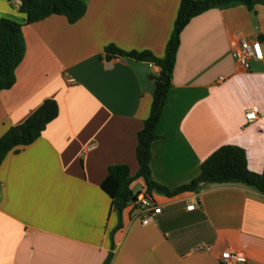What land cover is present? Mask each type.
Returning <instances> with one entry per match:
<instances>
[{"label": "crops", "instance_id": "1", "mask_svg": "<svg viewBox=\"0 0 264 264\" xmlns=\"http://www.w3.org/2000/svg\"><path fill=\"white\" fill-rule=\"evenodd\" d=\"M180 0H88L70 24L52 15L24 24L16 0H0V19L23 24L25 52L15 82L0 92V137L54 100L58 116L31 145L0 165V264H222L241 252L264 264V196L239 183L205 184L196 193L154 195L161 214L147 225L134 206L120 220L102 191L107 169L138 170L137 134L147 118L159 73L152 63L106 59L123 51L164 56ZM239 38L257 40L262 60L240 70ZM150 176L169 190L200 175L222 146L246 153L264 169V6L211 9L193 19L180 44ZM257 110L253 122L249 110ZM143 187L138 179L131 189ZM133 193H135L133 191ZM194 205L193 210H186ZM121 227L115 230L118 224Z\"/></svg>", "mask_w": 264, "mask_h": 264}, {"label": "trees", "instance_id": "2", "mask_svg": "<svg viewBox=\"0 0 264 264\" xmlns=\"http://www.w3.org/2000/svg\"><path fill=\"white\" fill-rule=\"evenodd\" d=\"M20 3L18 11L25 16L24 24H33L52 15L64 16L70 24L78 21L86 12L88 0H16ZM243 5L248 10L258 5L264 6V0H180L176 19L162 58L154 57L150 52L123 51L114 45L105 48L106 59H130L137 62L152 63L159 67V73L151 76L154 83L152 101L142 129L137 134L136 161L138 170L130 176L126 165H114L107 169L101 183L102 191L110 198L111 206L120 220L122 212L136 201L138 193H133L131 185L140 179L143 182L141 192L154 200V195L168 199L186 193H196L205 184L239 183L255 189L264 196V169L258 174L247 167L245 151L233 145L216 150L201 165L200 175L189 184L169 190L156 184L150 176L151 144L158 139L156 126L162 116L167 94L172 86V74L176 54L180 44V34L194 17L211 9H226ZM23 24L9 19H0V92L9 89L15 82V70L23 59L25 44L22 36ZM58 116V105L54 100H45L23 123L9 128L0 137V165L10 152L36 141L48 124ZM121 227L120 223L115 230ZM110 253L104 264H110Z\"/></svg>", "mask_w": 264, "mask_h": 264}, {"label": "built area", "instance_id": "3", "mask_svg": "<svg viewBox=\"0 0 264 264\" xmlns=\"http://www.w3.org/2000/svg\"><path fill=\"white\" fill-rule=\"evenodd\" d=\"M233 57L236 60L240 70L246 71L249 69V63L252 60L260 61L262 60V49L261 44L257 40H246L244 38H239L238 42L233 48ZM258 116L257 110H249L245 117L248 122H253ZM137 208L142 218L140 220L141 225H147L152 222L156 216L161 214V208L156 206L154 200L147 198L140 191L136 197V201L133 204ZM194 209V205H189L186 210L190 211ZM220 261L222 264H246L247 258L241 252H230L225 251L220 255Z\"/></svg>", "mask_w": 264, "mask_h": 264}, {"label": "rangeland", "instance_id": "4", "mask_svg": "<svg viewBox=\"0 0 264 264\" xmlns=\"http://www.w3.org/2000/svg\"><path fill=\"white\" fill-rule=\"evenodd\" d=\"M138 189L139 187L137 186L135 189H133V191L136 193Z\"/></svg>", "mask_w": 264, "mask_h": 264}]
</instances>
